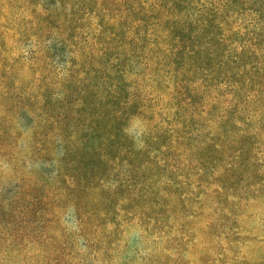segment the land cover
I'll use <instances>...</instances> for the list:
<instances>
[{"label":"rangeland","instance_id":"374dc122","mask_svg":"<svg viewBox=\"0 0 264 264\" xmlns=\"http://www.w3.org/2000/svg\"><path fill=\"white\" fill-rule=\"evenodd\" d=\"M165 1L208 25L178 68L192 62L186 79L198 88L230 84L232 108L214 109L210 100L224 99L214 91L205 101L191 94L196 114L186 117L166 82L152 124L113 125L89 96L75 123L101 133L72 151L42 114L43 101L56 106L51 116L62 113L66 56L31 36L26 1L0 0V213L9 216L0 220V264H264V45L247 53L234 36L226 50L215 47L222 23L237 20L235 1H195L200 18L188 17L193 0ZM91 3V20L106 23L160 1Z\"/></svg>","mask_w":264,"mask_h":264},{"label":"trees","instance_id":"16d2710c","mask_svg":"<svg viewBox=\"0 0 264 264\" xmlns=\"http://www.w3.org/2000/svg\"><path fill=\"white\" fill-rule=\"evenodd\" d=\"M17 1L27 2V7L20 2L19 8L29 15L30 34L34 40L39 41L43 38L49 41L47 48L52 57L56 58L59 51L66 56L61 66L63 79L59 89L61 93L58 107L63 109L62 113L53 117L48 111L56 106L51 107L48 101H43L42 105V110L45 111L42 114L53 118V123L55 119L58 122L57 137L64 149L75 151L76 147L85 144L86 137L93 135L91 137L94 141L101 133L96 127H85V131L81 130V125L75 123L85 115L84 102L88 101L89 96L94 97L95 101L92 104L102 114L97 115L98 119L103 121L106 118L109 120L110 117L113 125L135 121L152 124L156 114L161 110L158 104L162 97L158 94L167 92L164 87L160 89L158 87L166 82L174 84V90L170 92L177 88V108L186 117L196 114L197 102L189 96L191 94L198 95V99L202 98L205 101L206 98L208 100L209 92L214 91L215 94L224 97L223 102L210 100L209 103L214 102V109L220 108L227 113L228 108H232L230 107L232 102L227 96L230 94L231 89L228 88L230 84L222 82L210 90L208 85L200 81L198 88L197 82H188L186 79L193 76L191 75L193 63L186 61L178 68L179 56L200 46L208 25L207 23V27L202 25L200 20L196 21L195 18L178 17L183 15L174 4L166 5L165 0H159L160 3L155 5L143 3L129 20L121 17L122 19H108L104 23L102 19L91 20V13L95 8L91 1L141 3L152 0ZM193 1H235L236 12H239L237 20L222 23L223 39L216 37L212 41H215L216 48L220 44L221 48L226 50L228 40L240 36V40L245 41L244 50L247 53L258 54L256 45H264V0ZM54 3L57 5L51 9V4ZM193 6L194 10L191 11ZM201 6L202 4L196 2L195 5L186 4L189 9L188 17H203ZM207 6L209 8L211 3ZM84 9L89 16L85 19L82 17L84 12H81ZM221 16L220 13L219 19L223 20ZM43 96H46L44 92ZM220 104L223 107H219ZM240 107L239 105L238 108ZM49 132H45L46 138ZM38 144L46 146L44 141H39ZM97 145L98 143L95 144V149ZM7 218L9 216L0 213L1 221ZM11 233H14L13 227Z\"/></svg>","mask_w":264,"mask_h":264}]
</instances>
